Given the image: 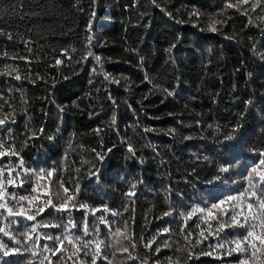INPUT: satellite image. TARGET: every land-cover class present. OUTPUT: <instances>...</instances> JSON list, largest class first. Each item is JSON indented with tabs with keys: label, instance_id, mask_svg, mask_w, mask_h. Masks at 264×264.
<instances>
[{
	"label": "trees",
	"instance_id": "16d2710c",
	"mask_svg": "<svg viewBox=\"0 0 264 264\" xmlns=\"http://www.w3.org/2000/svg\"><path fill=\"white\" fill-rule=\"evenodd\" d=\"M0 119V202L13 207L10 194L40 196L34 214L49 197L58 203L60 181L70 193L79 188L72 204L100 209L70 207L78 244L64 239L68 228L39 227L37 234L63 240L61 248L41 235L37 253L44 244L60 248L44 252V264H92L85 252L95 244L84 249V240L104 241L95 264H264V225L216 235L215 220L196 228L199 213L186 226L179 215L237 195L264 150V0H0ZM228 134L234 139L225 140ZM53 167L40 185L34 177L21 185L23 169ZM97 169L99 179L91 175ZM251 211L259 225L264 217ZM102 213L106 223L94 225ZM45 219L62 226L68 213L47 206L36 221L7 217L0 227L15 220L11 231L22 232ZM246 230L260 239L228 255L235 245L227 240ZM21 258L41 259L23 251L4 259Z\"/></svg>",
	"mask_w": 264,
	"mask_h": 264
},
{
	"label": "snow or ice",
	"instance_id": "6c2138e0",
	"mask_svg": "<svg viewBox=\"0 0 264 264\" xmlns=\"http://www.w3.org/2000/svg\"><path fill=\"white\" fill-rule=\"evenodd\" d=\"M244 3H247V0H243ZM229 7H232V5H228ZM95 13L92 14L94 17ZM211 31H216L215 27L210 28ZM89 31H91V25H89ZM92 37L89 35L88 37V43L91 44ZM174 47V45H173ZM169 52L172 51L171 48L168 49ZM88 56H93L94 54L89 51L87 53ZM86 58V57H85ZM97 63H100V58L95 57ZM57 63H60V61H57ZM95 71V69H93ZM105 78L108 79V74L105 73ZM16 79H20V76L17 75ZM112 82L114 83H119L118 80H113ZM168 95H173V93H168ZM63 111V109H61ZM5 123V120L0 119V125H3ZM112 123H115V117L112 118ZM42 131V130H41ZM99 132L100 130L97 129ZM145 131H150V129H145ZM235 129H233V132ZM225 140L231 141L234 139V136L232 134H228L227 136L224 137ZM3 147V142H0V148ZM232 148L238 147V145H232ZM95 151V150H93ZM108 151H111L110 149ZM128 152L131 153L133 156L135 155L133 148L131 145L128 146ZM6 154V151H0V156H3ZM12 154H16L15 150H13ZM257 157H258V163L255 164L251 168V171L247 174L246 176V181H247V187L242 188L238 192L237 195H232L229 194L221 199H219L216 202H212L210 204H205L204 207L196 206L191 209L190 212L187 214L181 212L179 215L184 218V224L186 226V221L187 219H190L193 215H196L199 213L200 215L197 218V223L195 225L196 228H199L201 223H205L209 220H215L216 225H217V231L216 235H219L220 231H223L225 227H245L247 226V229H252L254 230L258 226L264 225V220L260 221V224H257L258 216L252 213V209L255 206L257 209V212L259 216L264 217V150H259L257 152ZM96 158L98 160L103 159V155L100 152H96ZM207 159V157H205ZM19 166H23V160L21 159L19 162ZM24 171V180H21V185L23 183L31 182L33 177L35 178V183L37 185H40L41 180H47L48 177H51L53 173H55L57 170L55 167H53L51 170H45L43 168L39 169V171L33 170V169H23ZM220 172H226L228 171L227 168L221 167L219 169ZM0 172H2V169H0ZM91 175H94L99 179L98 176V169L95 172H92ZM257 176L259 177L257 179ZM219 179V177H217ZM13 181L11 179L8 180V184H12ZM59 183V188L62 191H57L54 195L56 197V200L58 201L57 204H53V200L51 197H49L46 201H43L40 206L36 207L34 214H29L32 209L31 205H33L34 201L40 200V196H31V195H21L17 198L15 194H10L9 199L13 201V207H8L6 202H0V209H6V215L0 214V219H7V217H23L26 218L28 221H36L37 215H41L45 212L47 206H51L54 209H57L59 211L67 212L68 213V223L65 225H53L50 221L48 220H41L31 226L30 229H26L25 231L22 232H16L13 233L11 231V226L15 224V220L9 221V224L0 227V262L2 264H16L15 260H8L4 259L7 257H11L14 254H19L22 251L24 253L30 254L32 257H36L39 255L41 257L39 264H44V259H48L45 257L43 254L44 252L47 251H52L53 254L56 252L60 251V248H56L55 245L53 248H49L47 244H44L41 247V251L37 253L35 250L37 247H40L38 245V240L41 238V235H43L44 238L48 240H54L57 243H59L60 247H63V240L61 237H53L51 234L44 233V234H37V229L39 227H63V228H68V232H63L62 235L64 239L68 240L69 244H74L75 243H80L81 242V237L76 236L73 237L72 233L70 232L71 228L77 227V225L73 222L71 212H70V207L72 208H83V209H88L93 215L97 211H100L99 208H90L89 206L84 203L80 202L78 205L72 204L71 202L75 200L76 196L79 194V188H74L72 192H69L68 188H65L63 183L58 181ZM211 183V181H209ZM43 187H47V184H44ZM135 186L133 185V188ZM4 185L3 183H0V201L4 200ZM32 192H38V188L33 187L31 189ZM45 195H48V193H45ZM128 195H134V192L129 193ZM27 202L29 205L28 208H26L23 205V202ZM230 205V207H229ZM14 208L16 209L14 211ZM104 211H108V209L105 207ZM112 215H118L119 213L112 212ZM170 212L164 213L165 216L170 215ZM87 215L88 212H85L84 214V220L81 222L83 226V236H89L92 235V232L89 231L88 225H87ZM243 219V222H241L238 217H241ZM227 217V219H224ZM96 221H99L101 223H106L105 216L103 213L99 216L96 217V220L94 221V225ZM6 228L8 230H6ZM208 228H212V224H208ZM252 230H246V232L242 236H238L235 239L232 240H227V243L229 245H235L234 248H228L227 254L231 255L233 251H239L241 253H246L248 252V248L245 247L244 245L248 244L254 247L252 245V238L255 239H260V237H256L254 231ZM93 231L98 232V229L94 228ZM164 232H168L169 229L165 228L163 229ZM116 232L119 233L120 229L117 228ZM204 230L202 229L200 231V235H203ZM191 233H189L190 235ZM35 235V239L33 236ZM7 237L8 241L5 242L4 238ZM187 239V236L185 237ZM207 239V237H205ZM226 239V238H225ZM31 242V243H29ZM154 241H150L148 247L151 246V243ZM104 241H92V240H84L82 242V246L84 249H88L90 245L95 244L94 251L92 253L85 252V255H92V264H95L97 256L100 254L101 251V244H103ZM199 243V241L197 242ZM261 244L264 245V240H261ZM11 245V246H9ZM224 243L217 244L216 247H224ZM134 247V245H133ZM165 247H170V245H165ZM159 248L155 250V252H159ZM66 251V250H65ZM123 251H127V249H123ZM63 256V252L60 253ZM75 254V253H74ZM207 255H211V253H204ZM256 252L253 251L251 253V256H255ZM102 259H107L106 256L101 257ZM219 258V257H218ZM171 258H169L170 260ZM19 264H33L32 260L25 261L23 258H21ZM49 264H51V261H49ZM238 264H247L246 260H241L238 262Z\"/></svg>",
	"mask_w": 264,
	"mask_h": 264
}]
</instances>
